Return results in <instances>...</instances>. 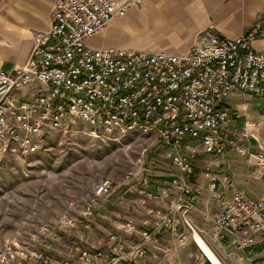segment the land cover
<instances>
[{"label": "built area", "instance_id": "1", "mask_svg": "<svg viewBox=\"0 0 264 264\" xmlns=\"http://www.w3.org/2000/svg\"><path fill=\"white\" fill-rule=\"evenodd\" d=\"M140 1H55L51 26L35 35L25 65L0 72V162L27 159L42 148L45 132L51 129L112 140H119V131L138 130L147 139L142 153L157 147L178 172H167L169 182L155 191L149 190L152 183L144 163L128 172L126 183L137 180L141 187L139 202L160 204L151 210L150 226L108 212L116 187L107 177L94 185L77 214L65 211L53 225L26 234L34 242L42 236L49 246V238L60 232L74 233L78 240L62 264H145L147 256L158 260L160 251L169 254L190 236L201 238L220 260L247 264L253 258L244 257L243 251L264 247V189L258 198L249 197L226 174L224 190L232 195L224 199L223 193L216 194L222 211L214 217L213 229L196 226L189 213L200 191L189 182L197 158L190 142L199 140L202 151L212 156L235 152L253 157L264 168V118L251 119L247 103L238 109L227 102L236 93L264 100V51L252 45L255 31L231 38L220 36L212 25L185 54L88 44ZM20 91L26 96L20 97ZM251 139L257 142L255 152L246 144ZM207 174L216 187L218 175ZM97 216L107 222V239L102 246H85L84 237ZM21 234L0 235V264L48 262V256L35 243L23 241ZM165 234L170 235L169 247Z\"/></svg>", "mask_w": 264, "mask_h": 264}, {"label": "crops", "instance_id": "2", "mask_svg": "<svg viewBox=\"0 0 264 264\" xmlns=\"http://www.w3.org/2000/svg\"><path fill=\"white\" fill-rule=\"evenodd\" d=\"M55 1L0 0V72L7 73L25 65L35 44V35L48 31L51 26ZM113 1L123 4L127 0ZM210 25L220 36L231 38L255 31L252 45L257 51H264V35H261L264 33V0H141L130 7L124 16L111 20L105 30L92 37L88 44L95 48L119 47L185 54L196 44L201 32ZM17 93L22 97L27 92ZM240 94L230 96L228 104L232 106L231 100ZM232 107L242 109L243 105L241 107L234 104ZM248 114L250 116L249 112ZM263 116L259 115V119L264 118ZM190 143L197 149V158L195 171L190 175L189 182L199 189L200 199L190 211L189 217L196 226L207 227L211 231L214 217L222 211L221 200L216 194L223 193L224 199H229L232 195L230 190H224V176L227 174L236 188L243 190L247 196L258 198L264 189V168L257 166L253 157L247 158L235 152L212 156L202 151L199 140H191ZM246 144L254 152L258 150L255 140L251 139ZM207 172L218 175L216 187L211 186ZM21 184L23 187L27 186L26 182ZM7 195H11L10 192L1 195L0 199ZM113 203L110 200L107 204L108 212L117 215L111 211ZM4 211L6 209L0 207V213ZM27 218L24 215L14 220ZM151 218H154L153 214ZM24 228L20 224L3 232L0 227V235L12 238L19 231L26 234L29 230ZM128 238L136 239L131 236ZM104 242L105 240L101 244ZM164 243L166 247L172 243L169 234L164 235ZM195 247L193 240L188 238L183 244L170 247L169 254L160 251L158 260H151L147 256L145 264H192L196 259ZM150 249L154 250L153 247ZM243 255L246 258L256 257L248 255L245 250Z\"/></svg>", "mask_w": 264, "mask_h": 264}, {"label": "rangeland", "instance_id": "3", "mask_svg": "<svg viewBox=\"0 0 264 264\" xmlns=\"http://www.w3.org/2000/svg\"><path fill=\"white\" fill-rule=\"evenodd\" d=\"M245 102L248 103L247 112L251 119L257 120L259 115H264V100L254 95L241 93L230 104L242 107ZM77 121L79 125H84L81 120ZM116 135L119 140L89 138L78 130L65 132L51 129L45 132L42 148L27 159L11 157L0 162V196L7 192L11 194L0 199V207L6 209V212L0 213L3 232L20 224L24 229L34 231L43 224L53 225L65 211L77 214L92 194L94 185L107 177L114 180L116 187L110 198L114 202L110 206L111 211L133 220L137 226H150L151 210L160 204L151 200L145 204L139 202L138 190L141 187L137 180L127 184L126 176L144 163L152 183L149 190L155 191L158 185L169 182L165 174L178 172V168L170 159L159 155L157 147L143 154L142 148L147 139L140 131H119ZM23 182L27 186L23 187ZM24 215L28 218L14 220ZM93 225L92 231L84 237V245L93 243L102 246L105 243L101 244L103 240L107 239V222L97 216ZM204 229L210 231V228ZM42 238L34 242L27 234H22L23 241L35 243V247L48 256V262L30 260L26 264H62L68 256L69 247L78 240L74 233L68 231L49 238V246ZM189 240H193L192 236ZM263 249L261 246L245 249L248 255L256 256L246 263L264 264ZM221 262L237 264L225 258Z\"/></svg>", "mask_w": 264, "mask_h": 264}, {"label": "water", "instance_id": "4", "mask_svg": "<svg viewBox=\"0 0 264 264\" xmlns=\"http://www.w3.org/2000/svg\"><path fill=\"white\" fill-rule=\"evenodd\" d=\"M194 245L196 246V259L192 264H213L212 261L208 258V256L202 251L200 246L198 245L196 238H193Z\"/></svg>", "mask_w": 264, "mask_h": 264}, {"label": "bare ground", "instance_id": "5", "mask_svg": "<svg viewBox=\"0 0 264 264\" xmlns=\"http://www.w3.org/2000/svg\"><path fill=\"white\" fill-rule=\"evenodd\" d=\"M195 238L202 251L208 256L213 264H223L221 260L217 256H215L210 248L201 240V238H199L198 236H196Z\"/></svg>", "mask_w": 264, "mask_h": 264}]
</instances>
